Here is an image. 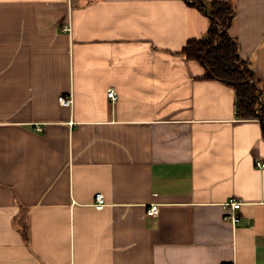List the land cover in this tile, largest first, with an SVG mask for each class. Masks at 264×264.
<instances>
[{
    "label": "crops",
    "instance_id": "crops-1",
    "mask_svg": "<svg viewBox=\"0 0 264 264\" xmlns=\"http://www.w3.org/2000/svg\"><path fill=\"white\" fill-rule=\"evenodd\" d=\"M213 1L263 86L264 0ZM210 25L185 0H0V264H264L262 123L179 54Z\"/></svg>",
    "mask_w": 264,
    "mask_h": 264
},
{
    "label": "trees",
    "instance_id": "trees-1",
    "mask_svg": "<svg viewBox=\"0 0 264 264\" xmlns=\"http://www.w3.org/2000/svg\"><path fill=\"white\" fill-rule=\"evenodd\" d=\"M185 1L208 16L211 25L204 38L189 41L179 54L188 61L199 63L206 71L205 79L233 88L237 119L260 120L264 136L262 90L254 79L250 63L240 58L238 42L229 32L236 17L235 5L213 1L208 7L203 0Z\"/></svg>",
    "mask_w": 264,
    "mask_h": 264
},
{
    "label": "built area",
    "instance_id": "built-area-1",
    "mask_svg": "<svg viewBox=\"0 0 264 264\" xmlns=\"http://www.w3.org/2000/svg\"><path fill=\"white\" fill-rule=\"evenodd\" d=\"M107 96L112 102L117 101V93L114 89H109L107 91ZM59 102L63 106H70L73 102L71 98L62 97L59 99ZM256 167L260 170L264 169V164L260 161H257ZM95 208L97 210H102L106 206L105 197L103 194L96 195ZM243 204L241 201H237L235 199H231L228 203L225 204V211L227 212L225 215V221L230 222L233 227H237L241 221V218L238 215V211L242 208ZM159 208L157 205H153L149 211L148 216L155 217L158 215Z\"/></svg>",
    "mask_w": 264,
    "mask_h": 264
},
{
    "label": "rangeland",
    "instance_id": "rangeland-1",
    "mask_svg": "<svg viewBox=\"0 0 264 264\" xmlns=\"http://www.w3.org/2000/svg\"><path fill=\"white\" fill-rule=\"evenodd\" d=\"M259 88L264 92V85L263 86L259 85Z\"/></svg>",
    "mask_w": 264,
    "mask_h": 264
}]
</instances>
